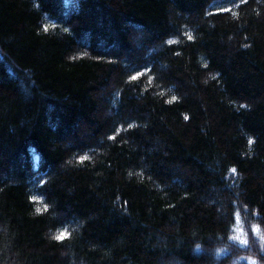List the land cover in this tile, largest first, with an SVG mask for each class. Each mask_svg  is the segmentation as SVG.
Segmentation results:
<instances>
[{
    "label": "trees",
    "instance_id": "1",
    "mask_svg": "<svg viewBox=\"0 0 264 264\" xmlns=\"http://www.w3.org/2000/svg\"><path fill=\"white\" fill-rule=\"evenodd\" d=\"M253 262L264 0H0V264Z\"/></svg>",
    "mask_w": 264,
    "mask_h": 264
},
{
    "label": "snow or ice",
    "instance_id": "2",
    "mask_svg": "<svg viewBox=\"0 0 264 264\" xmlns=\"http://www.w3.org/2000/svg\"><path fill=\"white\" fill-rule=\"evenodd\" d=\"M220 11H229V9H220ZM48 27H49L48 25H45V30H47ZM53 27H54V25H53ZM188 39L191 40L192 37H191V36H188ZM170 43H171V41H170ZM142 75H144L143 72H141V71H137L135 75H133V76L130 77V79H132V80H136V79H138L139 77H141ZM176 99H177V98L174 96V97H172V100L169 101V102L171 103L172 101H174V100H176ZM185 119L187 120V119H189V117H188V116H185ZM110 139H115V136L110 137ZM249 143H252V141L250 140ZM80 159L83 161V160L87 159V157H81ZM232 171L235 172L236 169L233 168ZM32 199H33V200H36L37 198H36V197H33ZM46 207H47V205H45V208H46ZM256 231H259V229L257 228ZM67 235H69V234L67 233V231H62V232H60L59 235L56 236V239H57V240H63ZM237 239H239V238L237 237ZM241 243H243V244H247V240H243V241H241ZM253 264H255V262H253Z\"/></svg>",
    "mask_w": 264,
    "mask_h": 264
}]
</instances>
